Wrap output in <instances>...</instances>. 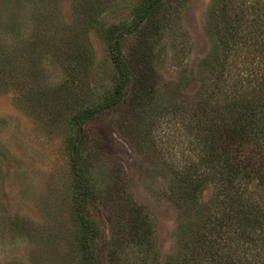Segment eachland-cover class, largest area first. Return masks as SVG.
I'll list each match as a JSON object with an SVG mask.
<instances>
[{"label":"rangeland","instance_id":"1","mask_svg":"<svg viewBox=\"0 0 264 264\" xmlns=\"http://www.w3.org/2000/svg\"><path fill=\"white\" fill-rule=\"evenodd\" d=\"M144 1L0 0V264H85L80 209L91 264H213L196 239L234 190L215 176L188 205L176 188L207 123L264 99V0H159L122 40V102L75 126L116 91L110 47Z\"/></svg>","mask_w":264,"mask_h":264},{"label":"trees","instance_id":"2","mask_svg":"<svg viewBox=\"0 0 264 264\" xmlns=\"http://www.w3.org/2000/svg\"><path fill=\"white\" fill-rule=\"evenodd\" d=\"M158 1L145 0L137 9V15L131 27L112 43L110 51L120 76L116 91L101 103L78 111L74 119L75 126L82 127L86 121L94 119L100 113L122 102L128 83L127 72L124 68L122 40L133 28L143 22L157 6ZM228 89L229 92H224L226 93L224 94L225 99L233 96V93L237 91L236 86L234 90L230 87ZM230 101L234 102V105H232L233 108L229 107L226 115L220 114L222 118L207 123V129L214 133L212 136H215V142L205 140L206 145L202 157L199 156L197 163L186 170L185 176L181 179L183 184L178 185L176 191L178 196L190 205L195 202L199 188L215 176L234 190V198L231 199L237 202L235 208L228 216L214 219L213 222L216 223H206L205 227L202 226L203 228L199 231L196 245L198 246L200 242L201 246L205 247L202 249H207L209 252V255L201 252L204 256L199 259L200 261L205 263L204 261L210 260L213 264H264V192L261 194L260 188L259 190L252 189L259 186L264 191L262 160L264 159V99L261 100L260 95L256 98L249 95L240 100L231 99ZM81 144L78 136L71 149V158L77 174L81 173L78 162ZM254 151L258 153L260 159L251 163L250 153ZM248 166L254 167L248 171ZM79 179L82 182V176ZM184 183L188 184L189 189L185 188ZM81 196L84 201L88 193L83 192ZM78 214L80 224L84 229L81 239L82 249L86 256L84 262L91 264L94 258L92 244L97 237V226L87 217L84 209H80Z\"/></svg>","mask_w":264,"mask_h":264}]
</instances>
